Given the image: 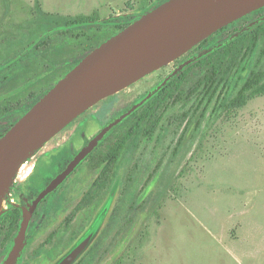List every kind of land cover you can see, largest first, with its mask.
<instances>
[{"label":"rangeland","instance_id":"374dc122","mask_svg":"<svg viewBox=\"0 0 264 264\" xmlns=\"http://www.w3.org/2000/svg\"><path fill=\"white\" fill-rule=\"evenodd\" d=\"M161 1L0 0V96L11 95L0 102V136L90 48L114 33L98 28L91 33L43 31L64 25L68 17L142 15ZM262 15L247 16L195 50L188 63L194 67L162 109L156 132L128 143L110 187L99 198L78 210L101 172L92 169L97 157L52 192L16 264H61L87 241L71 264H264V96L240 107L230 104L253 72H264V38L251 53L242 51L225 62L226 80L211 102L203 84L209 65L201 60ZM174 66L72 122L19 169L6 196L14 195L12 189L25 181L24 170L37 159L52 169L70 146L78 150L85 136L91 138L121 117ZM4 113H10L9 119ZM127 118L105 136L97 153L106 152L132 125L135 118ZM72 212L76 215L66 233L63 221ZM53 232L57 235L45 243Z\"/></svg>","mask_w":264,"mask_h":264},{"label":"water","instance_id":"95a60500","mask_svg":"<svg viewBox=\"0 0 264 264\" xmlns=\"http://www.w3.org/2000/svg\"><path fill=\"white\" fill-rule=\"evenodd\" d=\"M264 8V0H168L95 48L0 139V217L19 169L44 145L102 101L180 59L220 30ZM137 108L107 124L35 200L32 211ZM32 212H25L5 264H16ZM88 241L61 264H71Z\"/></svg>","mask_w":264,"mask_h":264},{"label":"trees","instance_id":"16d2710c","mask_svg":"<svg viewBox=\"0 0 264 264\" xmlns=\"http://www.w3.org/2000/svg\"><path fill=\"white\" fill-rule=\"evenodd\" d=\"M166 1L168 0L161 1L152 9L158 7L159 5L163 4ZM263 11L264 8L257 11L256 13H260ZM142 15H137V16L122 15L117 17H111L106 20H98L92 17H83V16L75 17V18L68 17L67 20L64 21V25H59L55 23L56 25L54 26V28H50L46 31H43L41 35L47 34L48 32L65 33L69 30L80 31L84 29L88 30L89 33H91L93 29L98 28L104 30H113L114 33L111 36L113 37L116 34H118L120 31L124 30L129 25L137 21ZM61 27L65 29L64 30L59 29ZM111 37H109L108 39H110ZM262 38H264V15H262L261 17H259L258 19H256L255 21L244 27L242 30H240L238 36L231 37L230 39L225 40L220 45H216L214 50L213 49L208 50L207 55L202 57L201 60L203 61V64L206 63L207 65H209L208 73L203 79V84L206 88V94L208 95L209 102H211L214 99L217 91L219 90L223 82H225L226 80L229 68L225 66V62L228 59H234L236 56L241 54L242 51H245L246 54L251 53L256 47L257 42ZM108 39H106L105 41H107ZM209 39L201 43V46H203L206 43H209L210 41ZM105 41L101 42L99 45H97L94 48H90L88 53L84 55L80 60H78L77 63L72 67V69L76 65H78L85 56H87L90 52H92L95 48L99 47ZM193 67L194 65L185 68V70L177 78H175L173 82L169 83L166 87H164L161 91H159L157 95H155L154 97L152 98L146 97L147 101L143 103L142 106L139 107L137 111L133 112L132 115L127 118V119H131V118L132 119L135 118V119L132 125L129 128H127L125 132H123V134L118 138V140L113 141L109 145L106 152L99 154V152L97 153L95 151V153L91 155V158L94 157L98 158L97 161L99 162L96 161L93 164V166L102 167V173L98 181L96 182L95 186L87 194L84 202L86 205H90L95 198L100 197L101 193H103L110 187L112 178L115 175V170L117 168L120 156L124 151V149L126 148V146L128 145V143L131 140L138 138L139 136L150 137L156 132L162 119V113H161L162 109L165 107L166 103L170 100V98L174 96V93L180 88L188 72ZM72 69H70V71ZM44 95L36 99L28 107V110H26L21 117H23ZM9 96L11 95L6 94L0 96V102L6 98H9ZM261 96H264V72H253L244 83L237 97L234 100H232L230 104L240 107L245 105L249 100ZM8 114L10 113H4L2 114V117H4L5 119H9L6 118V115ZM19 119H17L15 123ZM7 131H5V133L0 136V139L7 133ZM133 208L134 207H132V209Z\"/></svg>","mask_w":264,"mask_h":264},{"label":"flooded vegetation","instance_id":"af4514ba","mask_svg":"<svg viewBox=\"0 0 264 264\" xmlns=\"http://www.w3.org/2000/svg\"><path fill=\"white\" fill-rule=\"evenodd\" d=\"M228 27H226V28H228ZM226 28H224V29H226ZM224 29L220 30L219 32L225 31ZM219 32H217L216 34H218ZM216 34H214V35H216ZM213 36H211L210 38H212ZM200 47H201V44L199 46H197L196 48H194L193 50H191L186 55H184L183 57H181L180 59H178V60L174 61L173 63H171L170 65L176 63V66H174L175 68L169 73V75L166 78L158 81L154 85V87L152 88V91L149 92V93H147L146 95H144L143 98H141L138 102H136L133 107H136L138 109L139 107L142 106L143 103H145L147 101L146 100V97H149V98L154 97L155 95H157V93L159 91H161V89H163V87H165L169 83L173 82L174 79L177 78L183 72V70H185V68L187 66H189L188 65L189 61H191L192 59H194V58H191V57L194 56L193 54L195 53V50L199 49ZM200 56H202V54H200ZM170 65H168V66H170ZM166 67H164V68H166ZM66 74H68V73H66ZM64 76H63V78H64ZM97 134H95L91 138H87L85 136L84 141H83L84 143H83V145L78 150L75 149V146H73V148L70 146L69 147L70 150L69 149L66 150V153L67 154H65L63 156V159L61 161H59L58 164L53 165L52 166V169L49 168V167L43 166V165H41L39 163L37 164V162H41L42 161V160H39V159L36 160V163L33 164L32 167H28V169H25L24 168L25 170L23 172L24 173L23 174V177H24L25 181H20L19 184H18V186H16L14 189H12V192L14 193V195L8 194L6 196L7 200H5L4 209H3L2 215L0 217V264H5L6 259L9 257V255L11 254V252L14 249L16 237L18 236L20 227H21V225H22V223L24 221L25 212H28V213L29 212H32L31 222L29 224V227H28L27 233H26V239H27L28 236H29L30 228H32L34 226V224H35L34 222L37 221L40 213L43 210L42 206L44 205L45 202H48L49 201V198L52 196L53 193L48 194L44 199H42V201H40V203L32 211V207L34 206L35 200L41 195V193L52 183V181L59 174H61L62 172H64L67 169V167L70 165V163L76 157V155L78 154V152L81 149H83L85 146H87L89 144V142ZM101 143H102V141L99 143V145ZM92 153H91V155H92ZM91 155L87 159H85L75 169V171L85 161H87L88 159H90ZM92 160L95 161L96 159L94 160V158H93ZM97 162H99V161H97ZM98 168L101 169V172H100L97 180L93 184L92 188L95 186L96 182L98 181V179H99V177H100V175L102 173V167H100V166L94 167L93 166V168H92L93 170L94 169L96 170ZM53 170L56 171L55 174H51V172ZM72 174H70L64 180V182L57 188V190H59L64 185V183L68 180V178ZM32 181H33V184H34L33 185V188L31 186H29L31 188V189H29V187L26 186V185H28ZM36 183L37 184L39 183L40 185L37 187L36 186ZM85 198H86V196H84V198L82 199L81 205L79 206L78 210L81 207H83V206H87L84 203L85 202ZM75 215H76V213L75 212H72L69 216H67L64 219V221H63V225L64 226L63 227H64V231L66 233L72 228V224H73ZM56 235H57V232H53L50 235L49 239L45 243L49 244L51 238L53 236L55 237Z\"/></svg>","mask_w":264,"mask_h":264}]
</instances>
